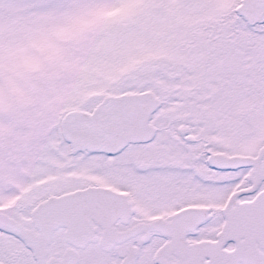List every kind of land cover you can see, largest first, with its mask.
I'll return each mask as SVG.
<instances>
[{"label":"snow or ice","instance_id":"snow-or-ice-1","mask_svg":"<svg viewBox=\"0 0 264 264\" xmlns=\"http://www.w3.org/2000/svg\"><path fill=\"white\" fill-rule=\"evenodd\" d=\"M0 264H264V0H0Z\"/></svg>","mask_w":264,"mask_h":264}]
</instances>
